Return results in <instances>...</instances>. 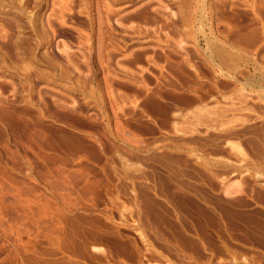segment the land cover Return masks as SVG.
Wrapping results in <instances>:
<instances>
[{"label":"rangeland","instance_id":"obj_1","mask_svg":"<svg viewBox=\"0 0 264 264\" xmlns=\"http://www.w3.org/2000/svg\"><path fill=\"white\" fill-rule=\"evenodd\" d=\"M0 264H264V0H0Z\"/></svg>","mask_w":264,"mask_h":264},{"label":"bare ground","instance_id":"obj_2","mask_svg":"<svg viewBox=\"0 0 264 264\" xmlns=\"http://www.w3.org/2000/svg\"><path fill=\"white\" fill-rule=\"evenodd\" d=\"M204 17V16H203ZM236 58V57H235Z\"/></svg>","mask_w":264,"mask_h":264}]
</instances>
